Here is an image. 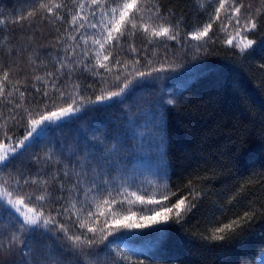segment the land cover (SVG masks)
<instances>
[{"label": "trees", "instance_id": "obj_1", "mask_svg": "<svg viewBox=\"0 0 264 264\" xmlns=\"http://www.w3.org/2000/svg\"><path fill=\"white\" fill-rule=\"evenodd\" d=\"M54 2L64 5L56 10L62 19L39 10V0H0V20L5 22L0 23V37H4L0 39V141L6 131L14 139H22L29 112L54 110L72 98L81 111L63 127L53 126V130L42 133L33 147L0 171V201L7 205V191L13 193V201L38 192L46 202L41 208L32 200L24 207L25 214L42 211L45 218L56 216L61 204L55 202L60 193L59 180L54 181L53 176L59 170L61 176L67 172L75 180L79 169L74 160L83 161L84 157H72L71 153L77 146L82 149L85 143H97L107 134L104 150L114 163L98 173L90 172L80 195L81 202L87 199L91 204L93 215L88 216L87 207L81 213V204L75 199H65L62 204L68 212L59 216V222L75 235L86 233L95 239L99 258L67 251L66 264L76 260L81 264H256L264 253V183L260 182L264 180V0H241L245 5L242 11L257 17V29L248 34L255 41L254 51L241 53L228 45L219 21L200 41L191 39L190 34L202 30L214 16L216 5L209 0H141L147 33L138 19L137 29L129 24L119 43L106 46L108 51L92 44L90 34L89 58L85 61L80 57L75 63L63 58L65 48L74 46L72 37L77 34L70 22L81 0ZM145 3L149 7L158 3L160 18L145 10ZM34 9L36 15L28 16ZM161 27H169L179 42L167 36L153 37V29ZM109 52V61H103ZM97 53L101 55L97 57ZM98 59L105 68L99 67ZM61 61L66 66L58 73V87L53 88L48 78L57 73ZM159 68L165 71L152 72ZM5 71L9 73L7 81ZM140 72L152 75L141 78ZM125 83L128 88L120 97L87 103L118 91L116 85L123 87ZM60 90L65 92V99L60 98ZM20 91H24V98ZM7 143H0V149ZM34 154L41 158L39 164L33 162ZM20 172L35 178L39 187L25 186L23 180L17 187ZM250 175L256 179L242 188ZM97 185H101L98 192ZM190 188L200 193L197 207L179 222L175 212L169 213L171 219L163 225L168 231L159 246L141 235L150 231L147 228L120 230L134 239L113 240L108 236L104 240L108 231H116L114 219L124 224L138 217L148 218L158 208L148 201L170 207L178 198L191 199ZM165 195L169 201L163 199ZM138 197H143L144 203ZM250 209L256 213L251 228L229 240L211 239L216 227ZM14 223L8 214L0 220V253L5 260L10 258L7 237L15 232ZM39 224L35 243L30 239L27 248L13 249L15 264H30L29 249L39 246L47 254L63 242L56 238L55 225L45 226L43 220ZM90 227L96 229L95 234L88 232Z\"/></svg>", "mask_w": 264, "mask_h": 264}, {"label": "snow or ice", "instance_id": "obj_2", "mask_svg": "<svg viewBox=\"0 0 264 264\" xmlns=\"http://www.w3.org/2000/svg\"><path fill=\"white\" fill-rule=\"evenodd\" d=\"M213 3H218V6L214 8V16L210 17L209 23L205 24L202 30L192 32L191 39L200 41L202 37H206L209 30L212 28L214 22L219 21L221 23V30L226 31L229 28H232L236 36H239L241 39L237 42L234 38L228 39V45L238 48L241 53L245 52L246 49H251L254 51L255 41L248 38V34L255 31L258 27L257 17L251 15L250 13H245L242 11L245 9V5L241 0H212ZM64 5L60 3H55L54 0H48L47 3L44 0H39L38 9L46 11L49 16H56L57 19H62L56 12L57 9H61ZM85 8L88 9L85 13ZM145 10L153 11L156 18H160L162 15L160 11V5L154 4L151 7L147 3L144 4ZM141 0H81L78 7L76 8L75 14L71 17L70 28L77 35L72 37L74 40V46L69 49L65 48L66 55L63 58V61L68 63H75L80 57H83L85 61L89 58V52L87 49L89 35L93 36L92 44L98 45L101 50L108 51L106 46H111L113 44L119 43L120 37L124 35V29L131 24L133 30L137 29V20L145 33L148 32L147 26H144V16L141 14ZM227 10V11H225ZM36 9L28 13V16L34 17L36 15ZM27 17H21V20L26 19ZM45 17L41 16V19ZM227 21V24L224 22ZM20 21H15L19 23ZM0 23H5L0 20ZM115 34V35H114ZM153 37L167 36L168 39H176L179 42L178 36L170 34L169 27H161L158 30L153 29ZM4 37H0L3 39ZM59 43V42H58ZM241 44L243 45L241 47ZM83 46V47H82ZM133 52L136 49H132ZM250 54V53H249ZM101 53H97L99 57ZM103 55V61H109V56ZM60 62V69L57 70V73L50 74L48 82H51L53 88H57L56 79L58 73L62 72V69L66 66L65 63ZM99 67L105 68L106 64L101 63L99 59L97 60ZM119 63V61H117ZM110 70V69H109ZM164 68L152 69V72H163ZM152 72H140L138 76L143 78L145 76H151ZM9 73L4 72V80L7 81ZM40 78L37 77V80ZM117 81L120 79L119 75L116 77ZM47 83V82H46ZM128 83H131L130 81ZM128 83H125L123 87H120L119 84L116 86L119 88L118 91L109 92L107 96L101 95L97 96L95 101L89 100L88 104H100L106 101H112L115 98L120 97L125 90L128 88ZM46 87V84H45ZM2 86H0V91H2ZM40 89H37L39 92ZM60 98L65 99L66 94L63 90H60ZM45 96L48 95L47 91L44 93ZM75 95V94H74ZM20 97L24 98V91H20ZM123 103V101H119ZM7 103H11L9 100ZM169 105L173 104L172 100H168ZM78 101L75 98L71 99V102L66 101V106L56 107L54 110H48L45 108L43 112L28 113L27 127L25 128V134L22 139H14L13 136L7 134V131L4 136V140L0 143L7 141L8 143L3 149H0V171L5 168H8L13 161L17 159L18 156L23 155V153L28 149L33 147L39 140L42 133L53 130V126L56 128L63 127L65 124L69 123L72 118L76 117V114L81 111L77 107ZM19 102L15 107L18 108ZM110 106V105H109ZM15 121V117H13ZM107 134L97 143L88 142L83 145L81 149L77 146L76 150L71 153L72 157H76L78 154L83 156V161L79 159L74 160V166L79 169L74 173L75 180L67 172L60 175L59 170H57V175L53 176V180H59V186L57 191L60 193L59 197L55 201L58 204H61L60 208L56 209V216H49L45 218L43 212L33 213L32 208H28L29 213L32 215L25 214L24 207L28 205L32 200L36 201V204L39 207H43V204L46 202V198L43 194L38 192L34 194H26L20 196L18 199L13 201L11 199L13 193L7 191L6 194L9 197L7 205L0 201V220L4 218L5 214L11 215L14 217L15 223L12 225V228L15 232H20L21 236L15 235V232L10 237H7L9 241V252L10 258L5 260L3 258V253H0V264H15V261L11 258L13 255V249L21 250L22 248L28 247V240L33 239L37 230L40 227V220H43L44 225H55L56 226V238L63 241L61 244L56 245V251L52 252L49 249L48 253L45 254L41 251V247H36L34 249H29V252L32 253V260L30 264H66L64 256L67 251H72L74 255H85L89 258L95 256L99 258V251L95 249V239L88 237L86 233H81L80 235H75L71 232L70 229L64 227L63 224L59 222V216L68 212L67 207L63 206L62 202L65 199H75L78 203L81 204L80 211H84V208L87 207L88 216H92L91 204L87 199L80 201V195L84 192V186L87 185L89 180L90 172H99L104 168H110L114 163L109 157L110 153H105L104 142L107 141ZM111 151H115L113 148ZM41 158L39 156L33 155V162L39 164ZM19 179L17 180V187H20V180H23L24 185H35L39 187L38 182L35 178L30 175H26L23 172L17 174ZM253 179H256V176L250 175L241 185L243 188L246 184L250 183ZM264 183V180L260 181ZM72 184V188L68 189L67 184ZM92 183H95V180H92ZM191 181L189 185L191 186ZM7 186V182H5ZM45 189L47 188V183H44ZM101 185H97L95 191L100 190ZM106 190V189H105ZM190 188V197L178 198L175 203H172L170 207L161 205L159 201H148V203H156L158 205L157 209L152 211V215L147 218V222H129L121 224L119 219H114L113 224L116 227V231H108L107 235H104V240L108 239V236H112L113 240L115 239H134L135 236H126L120 230L121 229H150L148 232H144L141 235L143 237L149 238V243L155 246H159L162 240L165 238V235L168 231L166 225L171 219L169 213L175 212L176 222L181 221L184 216L191 212L194 208L197 207L195 201L200 199V193L194 192ZM174 195V194H173ZM141 203H144L143 197H138ZM164 200L169 201L170 197L165 195ZM107 217V214H104ZM256 213L254 210H248L243 213V215H237L235 219H232L222 226L215 228L211 239L213 241H224L232 239L234 236L240 235L246 228H251L252 222L255 219ZM23 217V219H21ZM159 217V219H158ZM143 220V218H142ZM107 223V219L105 221ZM19 225V228H16V225ZM75 226V225H74ZM84 225L80 224V228H83ZM51 231V229H49ZM89 233L95 234V228H88ZM63 233V236L60 235ZM19 241V245L17 244ZM111 243V241H108ZM33 243L35 240L33 239ZM107 245H105L106 247ZM47 247V245H43ZM23 252L21 251V258L23 259ZM56 257H59L58 259ZM75 264H81L80 260H76Z\"/></svg>", "mask_w": 264, "mask_h": 264}, {"label": "rangeland", "instance_id": "obj_3", "mask_svg": "<svg viewBox=\"0 0 264 264\" xmlns=\"http://www.w3.org/2000/svg\"><path fill=\"white\" fill-rule=\"evenodd\" d=\"M209 1H210L211 3H213L212 0H209ZM213 4H215L216 6H218V3H213ZM225 11H226V10H225ZM224 23L227 24V21H225ZM225 32H226V31H225ZM226 36H227L226 41H228V39L234 38L237 42H239L240 39H241L239 36H236V35H235V32H234V30H233L232 28H229V29L227 30V32H226ZM242 46H243V45L241 44V47H242ZM142 218H143V220H142ZM146 220H147L146 217H138V218H136L134 221H135V222H144V221H146ZM119 248H120L121 251L126 252V249H125L124 246H119ZM256 264H264V253H263L262 255H260V257L258 258V261L256 262Z\"/></svg>", "mask_w": 264, "mask_h": 264}]
</instances>
